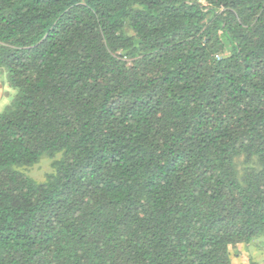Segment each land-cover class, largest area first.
I'll use <instances>...</instances> for the list:
<instances>
[{"label":"trees","instance_id":"1","mask_svg":"<svg viewBox=\"0 0 264 264\" xmlns=\"http://www.w3.org/2000/svg\"><path fill=\"white\" fill-rule=\"evenodd\" d=\"M0 72V264L264 247V0H0Z\"/></svg>","mask_w":264,"mask_h":264},{"label":"rangeland","instance_id":"2","mask_svg":"<svg viewBox=\"0 0 264 264\" xmlns=\"http://www.w3.org/2000/svg\"><path fill=\"white\" fill-rule=\"evenodd\" d=\"M1 74L2 72H0V75ZM10 90L12 96L9 99V104L16 94L15 90ZM51 172V160L48 158H44L35 166L25 169V173L38 182H44L47 175ZM232 258L234 264H264V247L256 244L238 246V248L232 252Z\"/></svg>","mask_w":264,"mask_h":264},{"label":"crops","instance_id":"3","mask_svg":"<svg viewBox=\"0 0 264 264\" xmlns=\"http://www.w3.org/2000/svg\"><path fill=\"white\" fill-rule=\"evenodd\" d=\"M2 75V76H1ZM0 75V114L9 105V99L12 96L11 88L7 83V75Z\"/></svg>","mask_w":264,"mask_h":264}]
</instances>
